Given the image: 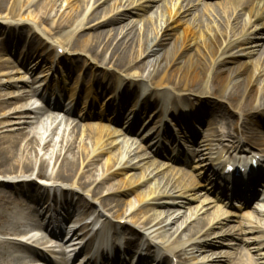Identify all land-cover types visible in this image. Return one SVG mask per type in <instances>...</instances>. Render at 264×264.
<instances>
[{
  "label": "bare ground",
  "instance_id": "obj_1",
  "mask_svg": "<svg viewBox=\"0 0 264 264\" xmlns=\"http://www.w3.org/2000/svg\"><path fill=\"white\" fill-rule=\"evenodd\" d=\"M157 1L116 0L114 5H106L101 10H97L100 5L94 6L96 1L80 12L82 7L77 6V13L73 14V4L61 8L57 6V0H0V264H31L33 260L43 264H68L67 245L69 253L75 252L78 256L83 247L94 241L95 236L86 238L93 230L89 228L93 221L83 220L96 203L108 212L98 211V219L104 217L103 231H112L108 245L113 248V254L111 252L109 258V249L102 246L97 258L88 257L90 251L87 252V259L80 260L84 262L82 264L91 261L98 264L99 260V264H162V260L168 259L170 264H255L237 250L239 243L264 240V235L246 236L264 233V190L250 208L256 216L253 220L248 218L247 224L240 223L237 233L234 226L228 225L227 212L212 211L205 215L204 206L194 209L188 206L193 201L188 194L196 187L192 177L179 175L170 180L168 173L156 177L164 165L158 169L145 167L133 181L126 176L127 183L123 185L105 186L113 173L124 174L139 168L140 160L151 156L146 151L160 150L161 142L168 144L169 141L164 139H171V132L177 131L186 140L191 139L187 125L199 122L205 126L203 142L209 141L208 147L200 153L206 161L201 166L214 178V188L227 190L224 198L242 195L253 200L257 190L254 185L264 177V156L246 153L244 147V142L251 140L250 127L263 116L261 111L253 112V109H264V83L261 90L252 91L255 76L263 77L264 81V36L261 34L264 32V1L256 0L252 7L249 5L251 0H233L213 4L215 6L204 4L202 7L195 5L193 0H177L173 4L172 0H160L158 4H151ZM150 7L154 8L145 20L132 24L134 17L147 12ZM186 16L190 23L185 27L179 47L168 57L162 48V40L171 25ZM240 19L243 24L238 30ZM67 28L71 29V35L61 39ZM24 39L26 43L19 48ZM235 48L247 58L256 55V59L252 73H235L232 81L231 77H222L220 66L235 60ZM58 49L85 54L89 70L100 66L111 76H119L124 86L132 88V91L124 90L125 94H118V97L114 96L116 88H105L104 105L124 99L110 103L108 111L113 112L112 118L95 116L87 110L79 121L71 118L81 91L84 106L96 94L90 80L84 90L75 82V91L72 90L67 102L61 101V92L66 90L64 84L49 89L44 80L36 82L37 77L45 78V74L35 76L41 64L50 62L60 69H67L65 59L57 54ZM107 51H110L108 58L104 56ZM12 53L14 58L10 62L6 57ZM34 56L38 58L30 64ZM70 69L71 73V65ZM142 72H147L145 78ZM53 74L55 72L48 80ZM140 86H145L148 96L140 106L135 100L126 110L129 111L122 113L124 103ZM159 90L165 91L167 99L162 98L164 95L159 94ZM153 93L151 100L149 96ZM197 94L226 99L230 105L237 106L241 125L236 126L235 137L228 135L232 138L230 145L222 144L226 139L219 136H225L226 131L224 127L219 128L217 119L218 113L222 117L230 116L229 109L211 100L204 104L202 99H196L200 97ZM36 97L42 104L33 107L37 103ZM152 107L158 109L160 115H154L155 112L151 115L161 118L152 130L144 129L137 135L135 128L141 121L139 117L145 116V111ZM201 107L211 109L208 120L204 117L209 112H203ZM196 113L204 119L195 122ZM125 117L128 124H123ZM95 118L101 123L91 121ZM80 121L84 122L81 124ZM132 135L143 139L154 135L156 139L162 135L167 137L141 147L129 138ZM251 145L260 151L258 153L264 152L262 139ZM175 153L172 161L190 162L185 155ZM188 153L191 158L199 155L194 151ZM243 155L244 158L250 155L262 158L258 161L259 169L254 172L249 168L250 172H243L240 177L233 172L225 173L229 164L248 170L251 165L245 162ZM240 158L243 166L237 164ZM99 162L102 166L98 168L95 164ZM112 168H115L114 172L110 171ZM149 181L146 190L137 198L139 207L129 201L128 208L124 209L122 200L114 199L120 192L128 194ZM56 202L60 204L55 205ZM250 205H245L246 211ZM168 206L179 208L165 209ZM185 208L188 212L181 214L180 209ZM74 209L81 211L82 217L74 214L70 218V211ZM200 211L204 217H199ZM139 214L142 216L138 217ZM121 220H126V225L120 224ZM131 226L145 237V241L137 245L136 237H131L120 251L118 236L122 233L119 230L126 228L129 235L133 232ZM26 227L42 234L31 242L13 237L23 233ZM161 236L164 241L155 243L154 239ZM105 237L103 235L101 240L106 242ZM63 238L66 239L64 243ZM132 244L137 247L132 249ZM225 245L235 252L227 253L229 259L223 260V250L215 248L221 249ZM153 248L160 259L149 262L148 251ZM50 255L56 258L51 259Z\"/></svg>",
  "mask_w": 264,
  "mask_h": 264
},
{
  "label": "rangeland",
  "instance_id": "obj_2",
  "mask_svg": "<svg viewBox=\"0 0 264 264\" xmlns=\"http://www.w3.org/2000/svg\"><path fill=\"white\" fill-rule=\"evenodd\" d=\"M97 1V2H96ZM116 0H57V6L61 7V8H67L68 4L70 3L71 5H74V9L72 10L73 14H76L77 10L75 9L77 6L78 7H82L79 12L81 10H83L85 8V6H91L94 2L95 3V7L100 5L97 10H101L104 7H107L106 5H114ZM177 0H172V4L175 3ZM181 1V0H180ZM179 1V2H180ZM195 5H198L199 7H202L204 4L209 5H213V4H217V3H229L232 2L233 0H193ZM264 1V0H261ZM161 1L158 0L155 3H151V4H158ZM256 4V0H251L249 5L250 7L255 6ZM213 5V6H215ZM170 7V4L168 5ZM154 7H150L148 8L147 12L145 13H140L139 16L134 17V19H132V24L134 22H138L141 20H145V17L149 14L150 10H152ZM167 16V15H166ZM73 22V20H72ZM190 23V19L188 16L186 17H181L178 18L170 27V29L166 32L163 40H162V48L165 49L166 51V56L170 57L171 54L174 51V48L179 47L181 40H182V36L185 33V27ZM243 24V20L240 19V24L238 26V30L239 27H241ZM118 25H115V27H117ZM50 27L48 26V29ZM151 32H153V28H151ZM262 36H264V32L261 33ZM71 35V29L67 28L65 30V32H63L61 39L66 38L67 36ZM112 37H114V33H112L111 35ZM26 43V39H24V43L21 42L19 45V48L21 46H23ZM264 44V41H263ZM47 47V46H46ZM46 49H48L49 51V47H47ZM51 50V49H50ZM62 50V49H61ZM101 50V49H100ZM40 52V51H39ZM109 52L107 51L105 52V57L107 56V58L109 57ZM234 54H235V60L233 62H226L224 64H222L220 67L222 69V77L226 78V77H231V80L234 81V75L235 73H239V74H249L252 73L254 70V65L253 62L256 59V55H253L250 58H247L243 55V52L238 49L235 48L233 50ZM14 53V52H13ZM11 54L9 56H7L6 58H8V60L11 62L13 61L14 58V54ZM52 53V51L50 52V54ZM40 55V53H38ZM59 57L64 58L65 62L67 63L65 66L67 67V69H60L58 66H55V63H53V65H51L50 62H47L48 64H41L40 67L36 70L35 72V76H40L45 74V78L37 77V81L39 82L41 80H44L45 83L47 82L49 84V89H54L56 85H63V87H65V92H64V99L63 101L67 100L72 92L73 89H75V82L79 83V85L81 86V89L84 90L85 86L89 85L88 82L90 80L91 83H94V86L92 87L93 90H96V94L93 95V98L91 99V101H89L90 103L87 104V106L82 105V98H83V91H81L79 94V101L77 103V105L75 106V108H73V114H72V119L78 120L80 119V117L85 114L86 110L91 112V114L95 115V116H99V115H105L108 119L112 118V112L109 109L110 103H117L118 100L120 101H124V99H115V101H111V102H106V104L104 105V99L107 96V93L105 92V88L106 87H110V88H116V92L114 94V96H117L118 94H125L123 91L125 90V92L127 91H132L131 87H126L122 84L121 79L118 77H113L109 74V72L107 70H104L102 67L98 66L97 68H94L92 70H89L86 61H88V58H85V54H80L74 51H70L67 50L65 52H59L58 53ZM37 56H34L33 60H31L30 64L33 63V61L37 60ZM57 58L54 59V61H56ZM39 63V62H38ZM37 63V66H38ZM36 64V63H35ZM34 64V65H35ZM72 66L73 71L70 73L71 69H70V65ZM180 64V63H179ZM64 65H62L63 67ZM20 68V67H19ZM20 73H22V69H19ZM55 72V74H53V78L51 80L50 79V74ZM63 72V73H61ZM92 72V73H91ZM147 73V72H146ZM146 73L142 72V74L144 75L143 78H145L147 75ZM20 75V74H19ZM22 75V74H21ZM18 77V75H17ZM233 78V79H232ZM94 79V81H93ZM263 77L260 76H255V78L253 79L254 83H253V88L252 91H256V90H261L264 81L262 80ZM145 86H140L138 89L135 90V92L129 97V100H127L124 103V108L123 111L126 113L128 111H126L128 108L130 109V106L133 104V102L135 101V99L137 97L142 96V99H144L146 96H148L149 91H147V89L144 88ZM75 90H73L74 92ZM159 94L162 93V98L163 99H167L165 91L163 90H159L158 91ZM196 96H200L198 98H196L197 100H201L202 99V103L206 104V101L211 100L212 102H214L215 104H219L222 106V108H227L229 109V113L230 116L227 114L225 117H222L219 113H218V117L217 119L219 120V128H223L226 131V137L225 139H228L229 137H227V135H236L237 130H236V126L238 125L240 127V115H239V110L237 108L236 105H230V103L226 100V99H217L213 96H209V95H196ZM118 97V96H117ZM116 97V98H117ZM154 97V93L151 95V97L149 96V98H151V100ZM37 102L39 104H41L40 99L36 98ZM196 101V100H195ZM122 103V102H121ZM66 104V103H65ZM195 104L198 105V103L196 102ZM104 105V106H103ZM84 106V107H83ZM175 108V107H173ZM254 108V107H253ZM199 109H203L204 111L209 112V114H207L204 118L205 120H208L210 118V112L211 109L210 108H205V107H201ZM261 111V113L263 114V116L260 118H258V121L256 122V124L252 125L250 127L251 132L249 134V136H251V140L249 139V142H247L245 145V148L248 152L246 153H250V152H260L256 149H254L252 147V143H254L257 140H263L264 141V109L263 108H258V109H253V112H259ZM152 112H155L154 115L156 113H158V115H160V112L158 111V109H155V107L149 108L145 111V116L140 117L141 121L139 122L138 126L135 128V131H137L139 128L140 131L137 133L141 134L143 132V130L145 129L146 131H150L152 130L155 126L157 121L161 118L160 116L156 115H151ZM196 112H199L196 110ZM197 114V115H196ZM195 115L198 116L196 121H201L203 118V116L201 114L196 113ZM128 115V114H127ZM229 116V117H228ZM126 120V117L123 119V124H128L129 122L124 121ZM128 120V119H127ZM91 121H93L94 123H101V121L97 118L95 119H91ZM81 124L84 121H80ZM132 122V120H131ZM163 122H161L160 124H162ZM188 123V121L186 122ZM194 123V122H193ZM190 126V125H189ZM204 124L200 123H195V124H191V128H190V132H191V139H185L181 136V134L177 131H173L171 132L172 138H165L167 136H159L158 139H156V135H154L151 138H144L142 136H137V135H132L129 138L134 139L137 141V145H141V147H148L149 145H152L154 143L157 142V140H163V137L165 138L164 141H169L168 144H162L161 142V149L160 150H156V152H153L151 150H148L146 152L150 153V158L147 160H140V167L137 169H134L132 172H128V173H113L111 175V177L106 180L105 182V186H108L110 184H113L116 186V184L118 185L121 184L123 185L124 183H127L126 181V176L130 177L129 179L136 180L139 176V174L141 173V171H143V169L145 167H150V168H155L158 169L160 168L162 165H164L161 169H160V173L156 176V177H160L162 174L164 173H168V177L169 179H173V177H178L179 175H185V176H190L194 179L195 181V190H193L191 193H189V197L192 198V202L189 203V207L194 209L196 207H201L204 206L202 211H206L204 214L206 215V213H210L212 211H218L220 213H228V219H229V223L228 225L234 226L235 227V231L234 232H239L240 229V223H242V225L247 224L248 222V218L253 220V217L256 216L255 213H253V210H250V208H252L254 206V203L256 200H252L251 201V205L248 207L247 206V211L246 206H244V202L241 199L244 198H224V194L226 193V190H222L220 189L218 186L217 187H213L212 186V181H213V177L211 175H209L208 173L204 172L202 169V164L205 163V159L204 157L201 155L200 153L205 151V149L208 147L206 145L209 144V141H207L206 143L203 142L204 138L203 135L205 133L204 131ZM178 128V126H177ZM172 130V127L169 126V130ZM228 133V134H227ZM161 133L159 132V135ZM170 134V132H169ZM220 138V136H219ZM222 138V137H221ZM229 139L232 140V138L230 137ZM120 140V139H119ZM143 141V142H141ZM212 144H215V142H213ZM223 145H230V140L227 141H223ZM167 146V148H166ZM226 147V146H225ZM264 149V147H263ZM175 151H178L179 154L181 155H185L187 158L190 159V162L185 164L183 162H175L172 161L171 159H173L176 155ZM191 151L197 152L199 153V155H195L194 157L191 158V155L188 153ZM114 153H116V150L114 151ZM259 155H263L264 156V152L260 153ZM200 159V160H199ZM96 167H101L102 166V162L96 163L95 164ZM94 171V170H93ZM111 172L115 171V168H112L110 170ZM179 176V177H180ZM37 182H40L41 180H36ZM150 181L147 183H143L140 186L135 187L134 189H132L128 194H122L121 192L118 194V196L114 199H120L122 200L123 204V208L126 209L128 208V204L129 201H132V203H135V207H139L138 206V202L139 200L137 199L140 194H142V192H144L147 188V186L149 185ZM260 185L258 187V190L256 192V195L261 196L263 195V193L261 191L264 190V178L261 182H259ZM80 195V194H79ZM218 197L223 198V200H220ZM260 199V198H259ZM229 202L231 203H228ZM202 201H205L204 204L202 205ZM60 204L59 202H56L55 205ZM62 205V203H61ZM60 207V206H59ZM168 208H179V207H166L165 209ZM106 209H103L101 206H99L97 203L95 204V206L92 209V212L89 213L88 220L92 221L93 219L99 220L97 223V226L100 227V225L102 226V223L104 221V217L101 219H98V211H103L105 213H108L105 211ZM59 211V210H58ZM202 211L199 212V217H204V214H201ZM181 214L183 212H188L187 209H180ZM81 211H77L76 209L71 210L70 211V218L76 214L79 217H82L81 215ZM149 215V214H147ZM49 216V215H48ZM142 214H139L138 217H141ZM84 219L83 221H86L87 219ZM111 221H114V218L112 217L110 219V217L108 218ZM95 221V220H94ZM126 220H121L120 224H122L123 226L126 225L124 224ZM96 224V221L92 223V225L89 226V228H93ZM128 227V226H127ZM206 228V227H205ZM97 229V228H96ZM126 228H122L121 230H119L122 235H120V245L119 247H121V249H123L125 246L123 245L125 243V241H127L129 238L131 237H136L137 239V245L139 242H144L145 241V237L141 234H139L136 229L134 230V227L131 226V229H133L132 234L127 235V231H125ZM96 231V230H95ZM91 231L89 233V235H91L92 233H94V235L97 234V242L98 239H100V236L102 234H104V232H102V230H98V231ZM107 231V230H106ZM131 231V230H129ZM215 232H219L217 229H215ZM104 235H107V237H111L112 235V231L105 232ZM264 235V233L261 232H257L254 235H246L247 238H253L254 236H261ZM200 237V236H199ZM212 237H217L216 235H212ZM174 239V238H173ZM172 239V240H173ZM164 241V239L161 237L154 239L155 243H159ZM226 243H228L229 241L226 240ZM160 244V243H159ZM264 244V240L258 241V242H249V243H239V249L237 250V252H241L242 255H244L245 258H248L251 262L255 263V264H264V256H262V254H264V246H262ZM133 248L135 249L136 244H132ZM146 247V245H144ZM260 246V247H259ZM143 247V248H145ZM219 249V250H223L222 251V255L223 257L221 259L226 260L229 259V255L231 253H234L235 250L228 248L226 245L222 246L221 249L220 248H215ZM154 248L150 250L151 255L149 256V259H151L152 257H154L152 254ZM97 250H95L96 252ZM87 252V249L83 250V252H81L78 256H76L74 258L73 261H71L70 264H82L80 263L81 259H78V257L82 256L84 253ZM230 253V254H227ZM78 259V260H77ZM170 261L167 260L166 263H169ZM89 264H93V262L89 263Z\"/></svg>",
  "mask_w": 264,
  "mask_h": 264
}]
</instances>
